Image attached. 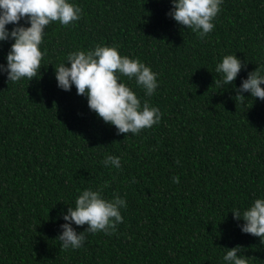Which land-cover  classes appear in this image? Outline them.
I'll return each instance as SVG.
<instances>
[{"label": "trees", "instance_id": "obj_1", "mask_svg": "<svg viewBox=\"0 0 264 264\" xmlns=\"http://www.w3.org/2000/svg\"><path fill=\"white\" fill-rule=\"evenodd\" d=\"M76 2L78 21L46 27L36 77L0 74V264H223V247L236 245L250 264H264V243L230 212L264 195V100L244 93L241 101L214 83L226 54L247 61L237 88L264 69V0H223L204 38L166 15L170 0ZM11 43L0 42V63ZM113 43L158 73L151 96L122 78L162 113L136 135L118 134L54 77L69 52ZM107 154L121 157L120 169L101 163ZM86 187L125 197L123 222L62 249L60 212Z\"/></svg>", "mask_w": 264, "mask_h": 264}, {"label": "clouds", "instance_id": "obj_2", "mask_svg": "<svg viewBox=\"0 0 264 264\" xmlns=\"http://www.w3.org/2000/svg\"><path fill=\"white\" fill-rule=\"evenodd\" d=\"M170 3L166 15L204 38L215 27L223 0H170ZM81 15L82 8L76 0H0V42L12 41L5 63H0V74L5 75L8 82L24 78L30 81L36 77L46 51L41 49L46 27L53 21L72 24ZM9 24L11 28L7 27ZM246 64L247 61L236 54L224 55L215 65L218 78L214 83L221 88L231 85L236 91L235 97L241 101L246 99L244 93L264 100V69L260 67L241 77L239 87L235 86L234 81ZM53 66L57 87L70 91L75 86L77 95L87 98L89 109L105 123L115 126L118 134L136 135L160 122L159 107L150 105L147 100L141 103L135 91L122 79L134 78L144 95L151 96L158 88V73L139 57L121 54L118 44L76 49L67 54L65 62ZM101 163L120 169L121 157L107 154ZM130 182L135 183V179ZM172 182L179 183V177L173 176ZM68 205L60 212L65 222L59 225L62 231L57 236L60 247L65 250L83 246L88 233H114L124 219L121 211L127 208L125 197L114 193L108 198L102 188L91 187L79 191L74 206ZM230 212L242 233L259 237L264 243V195L255 198L247 207H234ZM85 224L87 227L80 232L73 227ZM223 248L226 250L223 264H250V257L244 254L241 245Z\"/></svg>", "mask_w": 264, "mask_h": 264}]
</instances>
